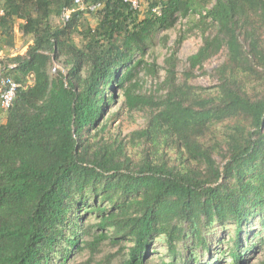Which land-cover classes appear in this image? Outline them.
Here are the masks:
<instances>
[{
	"label": "trees",
	"instance_id": "16d2710c",
	"mask_svg": "<svg viewBox=\"0 0 264 264\" xmlns=\"http://www.w3.org/2000/svg\"><path fill=\"white\" fill-rule=\"evenodd\" d=\"M10 2L14 11L9 15L30 9L46 18L51 6L49 0ZM53 3L60 14L73 8L72 0ZM84 3L88 13V7L102 6L95 11L100 15V44L84 51L58 40L77 29L83 11L74 10L61 28L38 32L10 61L15 65L11 71L29 78L30 84L16 90L0 125V264H68L85 234L90 240L83 245L92 249L105 240L116 245L129 241L125 264H144L155 241H162L174 263L201 264L197 249L201 254L209 250L204 229L229 222L234 223L235 237L227 255L231 264H242L247 242L242 244L241 233L256 217L264 230V97L251 99L230 82L225 72L232 67L225 63L215 70L217 100L199 97L187 103L180 85L169 76L161 84L162 95L159 90L136 95L137 68L144 62L134 59L135 54H144L155 27L173 23L176 13L197 11L194 1L152 2L143 20L125 0ZM204 17L212 22L214 34L189 58L190 71L221 51L232 63L248 55L264 59L259 43H264V0H215ZM60 48H67L64 55L71 67L66 75L58 72L53 77L48 68ZM113 86L122 91L129 109L148 105L158 111L134 133L138 139L144 135L146 146L137 162L120 141H104V128L96 130L94 148L86 142L102 117L104 94ZM234 116L242 117L248 127L227 145L220 169L212 149L192 135ZM161 128L177 136L184 163L193 161L196 168L155 161L151 129ZM90 219L88 230L85 223Z\"/></svg>",
	"mask_w": 264,
	"mask_h": 264
},
{
	"label": "rangeland",
	"instance_id": "374dc122",
	"mask_svg": "<svg viewBox=\"0 0 264 264\" xmlns=\"http://www.w3.org/2000/svg\"><path fill=\"white\" fill-rule=\"evenodd\" d=\"M54 1L49 0L51 6L48 7V15L44 18L40 13L32 12L30 9H26L27 11L24 10L20 14L9 15L10 12L14 11L12 2L0 0V52L3 56L1 63L4 68L3 74H7L9 80L16 78L17 81H15L19 82V85L24 89H27L30 84L29 78L19 76L11 69L6 70L5 68L10 64L13 55L26 43L33 41L38 32H42L44 29L55 32L63 26V21L66 18H61L62 16L57 12V7L53 3ZM137 1L139 4V8L136 10L138 18L143 20L149 15V5L159 0ZM183 1L188 2L190 0ZM193 1L195 5L193 7L197 11H189L186 15L176 13L173 23L167 24L163 28L155 27L150 38L145 41L144 54H135L134 59L141 58L144 62L143 66L137 68L138 89L136 95L145 96L157 90L162 95L165 90L161 89V84L169 76L175 80L176 85H180V90L187 103H193L199 97H210L217 100L220 97V91L218 75L215 70L225 63L228 67H232L227 68L225 72V76L230 82L235 83L236 87L251 99L263 98L264 59L256 61L251 55H248L243 58L242 62L232 63L228 61L225 52L221 51L203 62L200 67L197 66L190 71L189 58L202 48L204 38L214 34L212 22L204 16L215 0H208L204 7H200L204 0ZM85 9L87 7L82 0L81 6L75 9L83 11L77 22V29L58 39L84 51L87 50L86 48L101 42L98 32L100 15L95 11L101 10L102 6L90 13L86 12ZM262 40H264V34ZM259 43L264 46L262 41ZM243 48V52H247V47L243 45ZM60 49L58 58L52 59L48 68L53 77L58 72L66 75L68 68L71 67L64 55V50L67 48ZM85 68L84 66L81 72L82 77H85ZM171 69L173 73L168 72ZM104 96L107 101L102 117L99 119L96 128L89 131L86 142L90 148H94L97 141L95 134L104 128L105 131L101 134L104 141L109 143L115 140L116 142L120 141L129 158L133 162H137L141 150L146 146L143 143L144 135L138 139L134 133L144 129L150 113L156 115L158 111L148 105H138L129 109L122 91L118 87L113 86V90L106 92ZM1 115L0 125L5 123L7 113H1ZM247 127L248 124L242 117L234 116L222 118L219 122L211 123L201 130H194L195 134L192 136L212 149L211 153L219 168L222 169L226 163V159L223 157H225L227 145L235 142ZM162 129L157 131L151 129L152 141L149 142V146L155 161L165 160L168 165H175L182 169H186L187 166L196 168L193 161L184 163L183 148L179 147L177 136L171 137L168 133L159 131ZM90 223H92L91 219L86 221V228L91 226ZM234 228V223L229 222L223 226L214 223L209 228L204 229L203 234L209 250L208 254H201V250L197 249L201 264H207L213 258L210 264H231L227 255L229 251L227 245L235 237ZM87 229L90 230V228ZM93 231L92 228L91 233ZM85 240H90L87 234L81 236L80 250L70 257L68 264H125L128 247L131 246L129 241H121L116 245L105 240L92 249L83 245ZM188 240L186 242H189ZM241 241L243 245L244 242H247V250L242 257V264H264V230H262L257 217L252 220L250 227L246 228V232L241 233ZM162 246H164L162 241H155L153 243L154 249L149 250L146 257L147 261L144 264H181V262L174 263L166 255ZM178 252L182 255L184 248L179 246Z\"/></svg>",
	"mask_w": 264,
	"mask_h": 264
},
{
	"label": "built area",
	"instance_id": "2783aa9c",
	"mask_svg": "<svg viewBox=\"0 0 264 264\" xmlns=\"http://www.w3.org/2000/svg\"><path fill=\"white\" fill-rule=\"evenodd\" d=\"M73 1V8L72 9H63L61 12V18H67L75 9H78L81 4L82 0H72ZM128 1L132 8L137 10L139 8V4L137 0H125ZM90 11L94 9L92 7H88ZM3 62V56L0 55V108L3 113H7V111L11 108L16 90L20 88V85L14 81H8V79L4 78L3 70L1 63ZM15 65H7V68L12 69Z\"/></svg>",
	"mask_w": 264,
	"mask_h": 264
},
{
	"label": "crops",
	"instance_id": "0c3cea01",
	"mask_svg": "<svg viewBox=\"0 0 264 264\" xmlns=\"http://www.w3.org/2000/svg\"><path fill=\"white\" fill-rule=\"evenodd\" d=\"M0 55L2 56V52H0ZM1 113L3 114V112L1 111V108H0V117L2 116Z\"/></svg>",
	"mask_w": 264,
	"mask_h": 264
}]
</instances>
